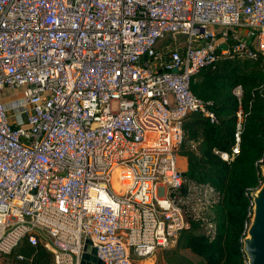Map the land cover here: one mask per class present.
I'll return each mask as SVG.
<instances>
[{"label":"built area","instance_id":"built-area-1","mask_svg":"<svg viewBox=\"0 0 264 264\" xmlns=\"http://www.w3.org/2000/svg\"><path fill=\"white\" fill-rule=\"evenodd\" d=\"M229 51L264 70V0H0V264L23 238L54 264L169 248L183 119L214 120L190 81Z\"/></svg>","mask_w":264,"mask_h":264},{"label":"trees","instance_id":"trees-1","mask_svg":"<svg viewBox=\"0 0 264 264\" xmlns=\"http://www.w3.org/2000/svg\"><path fill=\"white\" fill-rule=\"evenodd\" d=\"M239 85L241 93L235 96ZM191 92L205 103L214 120L189 113L182 122V140L176 156L182 159L183 183L171 191L189 227L182 230L175 246L164 250L167 264H195L183 257L188 251L201 264H246L241 239L251 217L249 193L263 181L264 164V70L261 59L229 51L191 78ZM241 117L238 152L229 161ZM202 206L203 208H201ZM197 208H201L197 211ZM22 260H17V256ZM11 264H54L51 254L38 242L23 238L11 254Z\"/></svg>","mask_w":264,"mask_h":264},{"label":"water","instance_id":"water-1","mask_svg":"<svg viewBox=\"0 0 264 264\" xmlns=\"http://www.w3.org/2000/svg\"><path fill=\"white\" fill-rule=\"evenodd\" d=\"M221 45L220 48H224ZM143 59H146L145 57ZM260 173L263 181L249 193L251 199V217L246 226L245 235L241 239L242 251L246 264H264V164L260 165ZM117 172L113 175L112 187L119 190ZM79 264H101L95 257V250L85 240Z\"/></svg>","mask_w":264,"mask_h":264},{"label":"rangeland","instance_id":"rangeland-1","mask_svg":"<svg viewBox=\"0 0 264 264\" xmlns=\"http://www.w3.org/2000/svg\"><path fill=\"white\" fill-rule=\"evenodd\" d=\"M19 96H20V94H19ZM176 158H177V168H178V170L180 169V168H182V166H183V161H182V159H180L179 157H177L176 156ZM201 208H197V211H199ZM175 246V242H173L172 244H171V246L169 247V248H167V249H165V250H169V249H171V248H173ZM164 250L163 251H161V252H159V258L160 259H158V261H160V263H163V264H167L166 263V257L164 256ZM180 253H181V255L183 256V257H185V258H187V259H189V260H191L193 263H195V264H201V261H200V258H198L197 256H195V255H193V254H191L190 252H188V251H180ZM135 264H139L138 262H135Z\"/></svg>","mask_w":264,"mask_h":264},{"label":"crops","instance_id":"crops-1","mask_svg":"<svg viewBox=\"0 0 264 264\" xmlns=\"http://www.w3.org/2000/svg\"><path fill=\"white\" fill-rule=\"evenodd\" d=\"M165 250V249H164ZM163 250H158L155 253H153L150 257L146 258V259H141L140 261H137L139 264H163L160 263V261H158L159 258V252H161ZM85 251L83 250L82 254ZM80 261H81V257H80Z\"/></svg>","mask_w":264,"mask_h":264}]
</instances>
